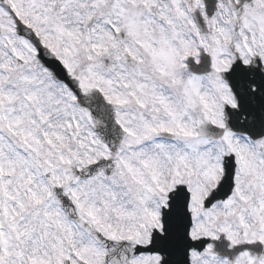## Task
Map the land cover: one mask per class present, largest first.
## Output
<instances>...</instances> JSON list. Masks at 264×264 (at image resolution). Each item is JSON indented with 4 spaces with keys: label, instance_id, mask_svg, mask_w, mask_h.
Listing matches in <instances>:
<instances>
[{
    "label": "snow or ice",
    "instance_id": "snow-or-ice-1",
    "mask_svg": "<svg viewBox=\"0 0 264 264\" xmlns=\"http://www.w3.org/2000/svg\"><path fill=\"white\" fill-rule=\"evenodd\" d=\"M0 264H264V0H0Z\"/></svg>",
    "mask_w": 264,
    "mask_h": 264
}]
</instances>
